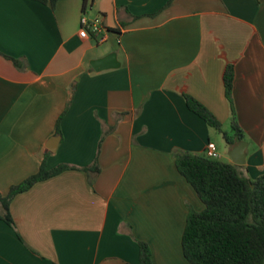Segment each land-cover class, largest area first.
<instances>
[{"label":"crops","instance_id":"0c3cea01","mask_svg":"<svg viewBox=\"0 0 264 264\" xmlns=\"http://www.w3.org/2000/svg\"><path fill=\"white\" fill-rule=\"evenodd\" d=\"M168 1L0 0V194L43 161L78 168L15 195L13 224L0 205V264H139V240L152 264H190L182 234L204 204L175 155L215 141L184 96L230 125L228 64L241 166L264 174V0ZM83 13L104 41L79 35ZM113 51L119 67L91 68Z\"/></svg>","mask_w":264,"mask_h":264},{"label":"trees","instance_id":"16d2710c","mask_svg":"<svg viewBox=\"0 0 264 264\" xmlns=\"http://www.w3.org/2000/svg\"><path fill=\"white\" fill-rule=\"evenodd\" d=\"M34 1L54 8L59 0ZM88 1L83 0V11ZM233 79V65L228 64L223 82L230 109V132L222 129V123L204 104L193 96H184L187 108L220 132L229 145L244 140V132L237 122L233 104ZM60 118L56 123L57 128ZM175 165L204 204L202 210L189 208L187 213L181 239L182 252L187 261L190 264H264V174L250 178L241 165L210 158L205 153L188 151L176 153ZM71 169L78 168L59 164L48 169L43 161L36 173L12 185L6 195L0 194L2 218L13 224L9 203L15 195ZM81 170L95 176L99 172L96 159ZM93 179L89 178L90 184ZM138 246L139 264H152L148 243L139 240Z\"/></svg>","mask_w":264,"mask_h":264},{"label":"water","instance_id":"95a60500","mask_svg":"<svg viewBox=\"0 0 264 264\" xmlns=\"http://www.w3.org/2000/svg\"><path fill=\"white\" fill-rule=\"evenodd\" d=\"M89 64L94 71L99 72L105 69L117 68L120 62L117 59V53L113 51L103 57L90 60ZM247 145L246 141L240 140L230 147L228 155L233 164L243 165L245 163ZM48 148L51 149V147Z\"/></svg>","mask_w":264,"mask_h":264},{"label":"built area","instance_id":"2783aa9c","mask_svg":"<svg viewBox=\"0 0 264 264\" xmlns=\"http://www.w3.org/2000/svg\"><path fill=\"white\" fill-rule=\"evenodd\" d=\"M80 31L81 37L95 36L97 41L102 42L105 37L102 34L104 29L102 20L100 17L89 18L86 13H83L80 19ZM205 154L210 158H220V153L217 150L216 144L213 141H208L205 147Z\"/></svg>","mask_w":264,"mask_h":264},{"label":"rangeland","instance_id":"374dc122","mask_svg":"<svg viewBox=\"0 0 264 264\" xmlns=\"http://www.w3.org/2000/svg\"><path fill=\"white\" fill-rule=\"evenodd\" d=\"M222 129L226 132H230L229 123H225L222 126ZM212 139L215 141L214 143L216 144V146H218L217 150L219 149L218 151L221 152L222 157L220 158V160L222 161L227 160L228 158L227 152H228L229 144L223 138V135L214 129L212 134Z\"/></svg>","mask_w":264,"mask_h":264}]
</instances>
